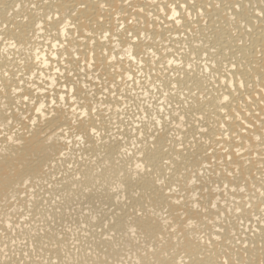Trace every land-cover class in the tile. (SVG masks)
<instances>
[{
    "label": "bare ground",
    "instance_id": "1",
    "mask_svg": "<svg viewBox=\"0 0 264 264\" xmlns=\"http://www.w3.org/2000/svg\"><path fill=\"white\" fill-rule=\"evenodd\" d=\"M0 264H264V0H0Z\"/></svg>",
    "mask_w": 264,
    "mask_h": 264
},
{
    "label": "rangeland",
    "instance_id": "2",
    "mask_svg": "<svg viewBox=\"0 0 264 264\" xmlns=\"http://www.w3.org/2000/svg\"><path fill=\"white\" fill-rule=\"evenodd\" d=\"M150 87H151V86H150ZM150 87H149V86H148V87L145 86V88H143V87L140 88V87H139V89H140L141 91H144L143 89L146 90V89H148V88H150ZM139 89H138L137 91H140ZM150 90H151V94H148L147 96H149V95L151 96V95H152L151 97H153V96L156 97V96L158 95V97H156V99H155V97H153L152 100H151V97H150V96H149V97H146V96H145V97L143 98L145 101H144V100H141V101L145 102L146 105H145L144 103H141V104H138L139 106L136 105V106H132V107H130V108H131L130 110H126V111H125V113H126L125 116L131 117V118H132V116H133V118L136 119V118H138L139 116H142V115H143V112H145V111L148 109L147 107H149V108L152 107L153 104H155V103H153V102H156V104H155L154 106H156L159 102H160V105L164 104V101H163V102L160 101V100H161V96L163 97V95H161L162 93H161L159 90L155 89V88L153 89L152 87H151ZM156 90H157V91H156ZM153 92H154V93H153ZM156 92H157V93H156ZM158 92H159V93H158ZM160 93H161V94H160ZM156 94H157V95H156ZM159 95H160V96H159ZM159 97H160V99H158ZM148 98H150V99H148ZM147 99H148V100H151V102L148 101ZM153 99H154V100H153ZM155 100H156V101H155ZM141 101H140V102H141ZM157 101H158V103H157ZM146 102H147V103H146ZM149 102H150L151 104H150ZM161 103H162V104H161ZM149 104H150V105H149ZM165 104H166V103H165ZM142 105H143V106H142ZM144 105H145V107H146V106H147V107L144 108ZM148 105H149V106H148ZM158 105H159V104H158ZM141 106H142V109H141ZM154 106H153V108L151 109L152 112H153ZM166 106H167V105H166ZM133 107L136 108V109H134V110H136V111L133 110ZM137 107H138V108L140 107V108H139V111H140V112L137 110ZM166 108H168V107H166ZM140 109H141V110H140ZM129 111H130V112H133V111H134V112H133V114H132V113L130 114ZM137 113H138V117L136 116ZM145 113H146V112H145ZM134 114H135V116H134ZM129 115H130V116H129ZM131 115H132V116H131ZM133 118H132V119H133Z\"/></svg>",
    "mask_w": 264,
    "mask_h": 264
},
{
    "label": "snow or ice",
    "instance_id": "3",
    "mask_svg": "<svg viewBox=\"0 0 264 264\" xmlns=\"http://www.w3.org/2000/svg\"><path fill=\"white\" fill-rule=\"evenodd\" d=\"M137 167H139V165Z\"/></svg>",
    "mask_w": 264,
    "mask_h": 264
}]
</instances>
